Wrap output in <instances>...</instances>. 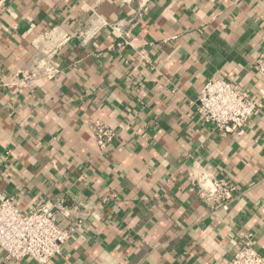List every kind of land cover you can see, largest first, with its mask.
<instances>
[{
	"label": "crops",
	"instance_id": "1",
	"mask_svg": "<svg viewBox=\"0 0 264 264\" xmlns=\"http://www.w3.org/2000/svg\"><path fill=\"white\" fill-rule=\"evenodd\" d=\"M53 30L71 35L57 73L29 78ZM263 52L264 0H0V191L21 210L65 199L81 221L49 264H228L246 241L264 255ZM215 77L260 103L238 131L197 112ZM92 121L115 133L104 153ZM204 177L236 199L212 208Z\"/></svg>",
	"mask_w": 264,
	"mask_h": 264
},
{
	"label": "built area",
	"instance_id": "2",
	"mask_svg": "<svg viewBox=\"0 0 264 264\" xmlns=\"http://www.w3.org/2000/svg\"><path fill=\"white\" fill-rule=\"evenodd\" d=\"M42 38L51 48L45 50L44 46H38L35 71L29 78L55 77L57 71L51 60L71 35L53 30ZM254 69L259 80L264 82V52L255 62ZM196 104L201 119L224 133L244 128L261 109L252 87H236L222 77L204 84ZM91 124L97 145L104 153L111 146L115 133L100 121ZM196 184L199 196L212 208H225L237 197L238 186L227 178L204 177ZM70 211L65 199L21 210L12 197L0 191V250L8 260L32 259L39 264H49L81 227V221L73 220ZM228 264H264V255L251 241H246Z\"/></svg>",
	"mask_w": 264,
	"mask_h": 264
}]
</instances>
